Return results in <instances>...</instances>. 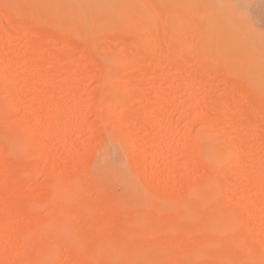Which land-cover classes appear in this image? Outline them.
Instances as JSON below:
<instances>
[{"label": "rangeland", "instance_id": "rangeland-1", "mask_svg": "<svg viewBox=\"0 0 264 264\" xmlns=\"http://www.w3.org/2000/svg\"><path fill=\"white\" fill-rule=\"evenodd\" d=\"M0 264H264V0H0Z\"/></svg>", "mask_w": 264, "mask_h": 264}]
</instances>
